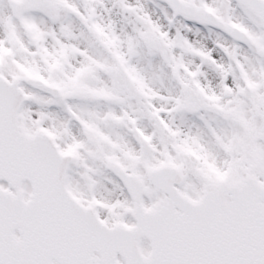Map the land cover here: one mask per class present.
Segmentation results:
<instances>
[{
  "label": "snow or ice",
  "instance_id": "1",
  "mask_svg": "<svg viewBox=\"0 0 264 264\" xmlns=\"http://www.w3.org/2000/svg\"><path fill=\"white\" fill-rule=\"evenodd\" d=\"M0 264H264V0H0Z\"/></svg>",
  "mask_w": 264,
  "mask_h": 264
}]
</instances>
